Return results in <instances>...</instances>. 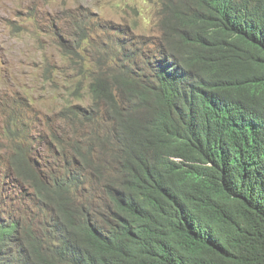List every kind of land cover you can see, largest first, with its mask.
Returning a JSON list of instances; mask_svg holds the SVG:
<instances>
[{"label":"trees","instance_id":"16d2710c","mask_svg":"<svg viewBox=\"0 0 264 264\" xmlns=\"http://www.w3.org/2000/svg\"><path fill=\"white\" fill-rule=\"evenodd\" d=\"M158 15L154 48L132 26L101 44L54 34L91 105L66 107L73 136L49 134L69 177L33 158L44 135L8 129L0 264H264V0H160Z\"/></svg>","mask_w":264,"mask_h":264},{"label":"rangeland","instance_id":"374dc122","mask_svg":"<svg viewBox=\"0 0 264 264\" xmlns=\"http://www.w3.org/2000/svg\"><path fill=\"white\" fill-rule=\"evenodd\" d=\"M157 8L158 0H0V154L10 155L15 140L7 137L5 126L17 114L27 126L28 141L38 134L49 141L51 133L69 137L75 133L64 118L66 107L78 111L77 106L91 105L87 88L74 96L79 72L56 50V31L79 32L80 38L91 35L101 44L106 27L132 26V44L154 48L159 39ZM72 16L82 18L80 31ZM92 56L82 61L90 71L96 63V55ZM47 68L52 71L50 82ZM116 97L120 104L127 100L122 91ZM106 115H102L104 121L109 118ZM7 206V201L2 204V215Z\"/></svg>","mask_w":264,"mask_h":264},{"label":"clouds","instance_id":"9594fccd","mask_svg":"<svg viewBox=\"0 0 264 264\" xmlns=\"http://www.w3.org/2000/svg\"><path fill=\"white\" fill-rule=\"evenodd\" d=\"M159 3H160V0H158V8H157V13H156V18H159V15H158ZM155 28H156L155 34L158 37V33H159V30H158V19H157V22H155ZM160 39H161V37H160ZM163 41H165V39L162 40V42ZM22 123L25 124V122H23V120L20 117V115L17 114V117L15 118V120L9 121L6 124L5 129L7 131H8V129H11L12 131H14L16 128L23 129V124ZM26 133H28V129H26ZM38 135H40V134H38ZM23 137H24V135H23ZM48 142L49 141H46V146H45L44 143H41L42 144L41 146L32 145V148L36 151L35 152V156L33 158H35V159H37L39 161V158H42L45 155V151H46V171L51 172L53 169H57L58 168L55 175L60 176L61 178H65V176L69 177L66 167L64 165H62L63 164L62 160L58 159L56 154L54 152H52L49 147H47L48 146V144H47ZM26 205L28 206L27 203H26ZM10 208L15 213H17V210L19 209V203H18L17 199L13 200V202L10 205ZM30 211H31V209L28 206V212H27L26 219L29 217Z\"/></svg>","mask_w":264,"mask_h":264}]
</instances>
